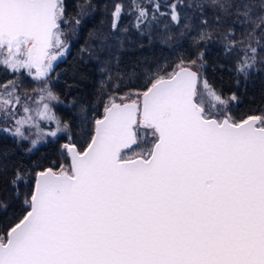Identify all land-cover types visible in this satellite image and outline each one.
I'll use <instances>...</instances> for the list:
<instances>
[{
    "label": "snow or ice",
    "instance_id": "obj_1",
    "mask_svg": "<svg viewBox=\"0 0 264 264\" xmlns=\"http://www.w3.org/2000/svg\"><path fill=\"white\" fill-rule=\"evenodd\" d=\"M129 3L137 29L157 13L176 24L181 19L179 0L167 13L153 3L151 16L138 0ZM188 7L212 8L217 22L238 23V38L235 26L222 36L226 54L242 53L234 64L238 78L247 81L264 65V0H193ZM123 10L115 4L113 30ZM65 12L64 0H0V67L23 69L43 83L32 90L36 108L19 80L0 84V131L18 143L29 139L25 126L37 128L38 138L68 127L61 128L50 107L58 97L44 83L68 47L60 28ZM203 61L201 52L165 75L150 69L142 107L139 99L110 97L87 147L80 151L69 140L61 146L68 165L35 172L21 202L26 211L0 232V264H264V112L234 120L228 105L235 94L226 100L209 84ZM38 120L57 127L42 133ZM141 127L152 143L129 157L143 139ZM22 171L14 172L16 198Z\"/></svg>",
    "mask_w": 264,
    "mask_h": 264
},
{
    "label": "trees",
    "instance_id": "obj_2",
    "mask_svg": "<svg viewBox=\"0 0 264 264\" xmlns=\"http://www.w3.org/2000/svg\"><path fill=\"white\" fill-rule=\"evenodd\" d=\"M138 2L149 9L151 16L153 3H159L160 12L167 13L174 0ZM192 2L179 0L183 6L178 7L181 17L178 24L173 23L168 14L157 13L156 20L137 29L129 0H64L67 23L61 21L60 28L69 48L50 76L52 91L58 97L57 104L50 103V107L61 126L67 123L68 127L55 137L49 135L47 142L33 151L29 150L33 128H24L29 139L19 143L10 134L0 131V164L6 169L0 170V232L11 227L26 211L21 202L24 194L32 190L35 172L68 165V155L62 154L61 146L70 140L83 151L91 141L95 120L104 114L108 99L142 93L150 83V69L159 68V74L165 75L181 59L188 62L203 52L204 78L223 98L228 99L233 94L237 98L228 109L234 120L264 112V65L257 64L247 81L238 78L234 64L242 53L226 54L223 47L222 36L229 26H235L234 38L240 36L242 29L231 18L225 21L221 17L217 22L218 13L212 8L205 7L202 13L195 7L189 8ZM116 3H122L124 10L118 28L113 30L112 11ZM74 18L80 19L79 27L75 26ZM202 31L208 34L203 40L199 35ZM260 55L264 56V52ZM21 81L32 90V82L23 78ZM37 106L34 104V108ZM37 122L43 131L47 125L51 131L57 127L53 122ZM151 138L147 137L144 147H148ZM17 169L23 170L21 179L16 181L19 198H16L17 187L12 183ZM5 204L7 211L3 210Z\"/></svg>",
    "mask_w": 264,
    "mask_h": 264
},
{
    "label": "rangeland",
    "instance_id": "obj_3",
    "mask_svg": "<svg viewBox=\"0 0 264 264\" xmlns=\"http://www.w3.org/2000/svg\"><path fill=\"white\" fill-rule=\"evenodd\" d=\"M67 43V42H66ZM68 48H69V45H68V47L64 50V52H63V54L62 55H60V56H58L57 57V59L55 60V61H53V69H54V67L56 66V63H58L59 61H61V60H63L66 56V53H67V50H68ZM51 73H52V71L49 73V76H48V79L46 80V81H44V83H46L47 85H48V87L50 88V90L52 91V88H51V83H52V81L53 80H50V76H51ZM24 79V80H28V81H30V82H32V84H33V86H32V90L33 89H39V88H41V87H43V83H41L40 81H37V80H33L32 79V77L30 76V75H28L26 72H25V70H21L19 73H11V72H9L7 69H5L4 67H0V84H3V83H5L6 81H10V80H19L20 81V92H21V94H24L25 92H27L29 95H31V97H32V99H31V101H28V103H29V106L30 107H32V108H34V104H36L35 103V101H37L38 100V95L36 94V93H33L32 92V90H28L26 87H25V83H24V81H21V79ZM5 79V81L3 82L2 80H4ZM53 92V91H52ZM54 94H55V92H53ZM141 94V93H140ZM56 95V94H55ZM125 97H127L126 99H125ZM113 98H115L116 99V101H121L122 99H125V101H128V100H137V99H140V95H125V96H121V97H113ZM225 99V98H224ZM109 100V99H108ZM227 100V99H226ZM47 102V101H46ZM57 102H58V100L57 101H52V102H50V103H55V104H57ZM122 102V101H121ZM232 103H234V101H231L230 103H229V105H228V109H229V107H231V105H232ZM211 110V109H210ZM19 111V110H18ZM19 114H23L22 113V111H20L19 112ZM41 121H45V122H49V121H46V120H41ZM11 121H8V124L9 125H11ZM47 125V124H46ZM50 125H47V129L49 130V131H51V127H49ZM5 127V124H4V122L3 121H0V129H3ZM25 127H27V126H25ZM63 126H61V128H62ZM33 128V131H34V134H33V136L31 137V139L30 140H32V139H37V143L33 146L32 144H30V147H29V150L30 151H33V150H35L38 146H40V145H43V144H45L46 142H47V140H48V137H49V135H43L42 136V138H38L37 137V128H35V127H32ZM39 129L40 130H42L41 128H40V126H39ZM46 129V131L44 130H42V133H47V132H49L48 130ZM66 129H64L63 131H65ZM139 135L141 136V137H143V139L142 140H140V142L138 143V144H136L134 147H132L131 148V150L130 151H128L127 153H126V155L127 156H129V157H132V156H134L135 154H137V153H139L141 150H143V149H146V148H148L150 145H151V143H152V138H151V140H150V143H148L149 145H148V147H144L143 146V144H144V141H146V139H147V137L148 136H150L149 134H148V130L147 129H145V128H143V127H141L139 130ZM68 155V154H67ZM69 159V158H68Z\"/></svg>",
    "mask_w": 264,
    "mask_h": 264
},
{
    "label": "water",
    "instance_id": "obj_4",
    "mask_svg": "<svg viewBox=\"0 0 264 264\" xmlns=\"http://www.w3.org/2000/svg\"><path fill=\"white\" fill-rule=\"evenodd\" d=\"M194 70V69H193ZM195 71V70H194ZM142 94V93H141ZM140 103H141V107H142V95H140ZM132 100H128V101H116L117 103H130ZM94 134V133H93ZM68 158H69V156H68ZM69 162H70V160H69ZM35 183V182H34Z\"/></svg>",
    "mask_w": 264,
    "mask_h": 264
}]
</instances>
